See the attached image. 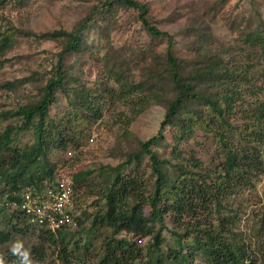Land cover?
Instances as JSON below:
<instances>
[{
    "label": "trees",
    "instance_id": "1",
    "mask_svg": "<svg viewBox=\"0 0 264 264\" xmlns=\"http://www.w3.org/2000/svg\"><path fill=\"white\" fill-rule=\"evenodd\" d=\"M120 11L132 12L146 38L119 49L110 33ZM93 31L107 38L110 53L107 73L89 87L72 73L83 71L69 58L91 51ZM185 31L186 41L178 49L175 35L156 24L149 2L98 0L72 30L35 32L11 25L9 33L0 35V70L18 35L61 47L51 69L0 81V94L13 95L10 107L0 109V200L6 195L20 200L64 178L57 176L51 155L78 144L67 134L73 118L52 115L60 94L96 120L103 118L104 96L165 109L156 135L124 150L116 166L92 170L93 190L98 191L92 204H87L91 187L80 194L84 181L70 182L77 227L37 228L22 212L0 207V246L37 231L42 243L30 250L36 264H49L48 242L61 264H87L93 236L105 230L111 233L103 239L98 264H192L195 253H203L207 264H264V253L254 260L248 244L233 231L234 219L222 214L229 196L264 170V68L255 78L254 63L245 55L248 48L259 49L264 60V25L241 31L233 44L216 41L201 17ZM26 84L32 88L29 95ZM198 132L215 144L208 162L193 147L195 142L204 146ZM27 133L33 142L22 144ZM164 230L172 234L174 246L165 244ZM191 239L193 245L185 246ZM0 256L16 264L10 250Z\"/></svg>",
    "mask_w": 264,
    "mask_h": 264
},
{
    "label": "rangeland",
    "instance_id": "2",
    "mask_svg": "<svg viewBox=\"0 0 264 264\" xmlns=\"http://www.w3.org/2000/svg\"><path fill=\"white\" fill-rule=\"evenodd\" d=\"M142 1L150 3L153 19L158 27L175 35L178 49L184 46L185 30L188 29L190 22L200 20V17L210 25L215 40L225 44H233L243 30L250 31L264 25V0ZM97 2L98 0H0V35L9 33L11 25L35 32L72 30ZM139 29L132 12L120 11L110 33L114 47L120 49L127 41L144 40L146 34ZM89 41L92 45L91 51L81 56L71 55L69 63H74L77 69L81 68L83 72L71 71L83 79L87 86L92 87L98 77H104L107 73L106 55L110 50L106 48L107 38L96 31L89 34ZM60 51L61 47L56 42H39L34 38L18 35L14 46L3 58L7 62L0 70V81L22 79L30 75L33 69L41 70L40 67L51 69L55 55ZM245 55L254 63L252 72L255 78L258 77L264 68V60L259 49L248 48ZM111 85L119 91L117 84ZM23 90L29 95L32 88L26 84ZM12 96L0 94V109L2 105L10 107ZM102 99L104 115L100 120H96L80 106H69V102L62 94L52 108V115L65 120L73 118L71 126L67 128V134L75 139L78 146L69 147L66 151L53 152L51 161L56 165L57 176L64 177L73 185L76 181H84L80 194H85L91 187L89 194L92 195L88 197V205L97 199L98 193L93 190L94 178L90 175L92 170L116 166L121 161V153L124 150L136 147L139 140L147 141L157 134L165 115V109L159 105L152 103L135 105L138 99L125 101L116 96H104ZM241 108L238 106V109ZM141 109L143 110L140 111ZM200 134L201 132L196 133L200 139L198 141L204 146H197L195 142L193 147L195 150L199 149L202 159L208 162L212 158L215 144L212 140L205 141ZM21 138L22 144L33 142L32 136L28 133ZM225 205L228 210L222 214L234 219V233L248 244L251 257L254 260L260 259L264 253V170L252 178L248 185L229 196ZM211 223L216 225L217 221L212 220ZM108 233L111 232L101 230L93 236L94 245L91 247L93 257L87 264H98L103 239ZM163 234L165 244L174 246L170 231L164 230ZM39 235L37 231H28L15 236L11 242L0 246V252L10 250L17 240L22 241L24 248L30 251L33 246L42 243L38 239ZM45 245L48 251L46 263L61 264L58 260V251L50 242ZM191 245L192 239L185 244L187 247ZM193 259L192 264H207L203 260V253H195Z\"/></svg>",
    "mask_w": 264,
    "mask_h": 264
},
{
    "label": "built area",
    "instance_id": "3",
    "mask_svg": "<svg viewBox=\"0 0 264 264\" xmlns=\"http://www.w3.org/2000/svg\"><path fill=\"white\" fill-rule=\"evenodd\" d=\"M74 188L65 178L57 181L56 186L45 190L24 193L20 200L9 199L6 195L0 200V207L9 211L25 214L29 224L57 232L68 227H77L74 202Z\"/></svg>",
    "mask_w": 264,
    "mask_h": 264
},
{
    "label": "clouds",
    "instance_id": "4",
    "mask_svg": "<svg viewBox=\"0 0 264 264\" xmlns=\"http://www.w3.org/2000/svg\"><path fill=\"white\" fill-rule=\"evenodd\" d=\"M10 251L17 258L16 264H36L31 258L30 251L24 248V244L20 240L12 244ZM0 264H6L3 256H0Z\"/></svg>",
    "mask_w": 264,
    "mask_h": 264
}]
</instances>
